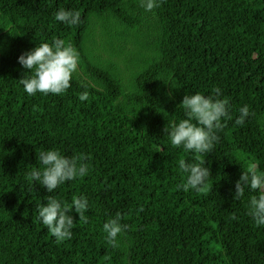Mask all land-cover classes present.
Instances as JSON below:
<instances>
[{
    "label": "trees",
    "instance_id": "1",
    "mask_svg": "<svg viewBox=\"0 0 264 264\" xmlns=\"http://www.w3.org/2000/svg\"><path fill=\"white\" fill-rule=\"evenodd\" d=\"M60 9L79 24L56 21ZM55 39L79 54L70 87L28 95L18 57ZM216 87L232 118L212 151L172 146L164 128L185 118L183 96ZM47 149L82 157L88 174L48 193L29 178ZM181 159L209 168L202 191L178 187ZM253 164L264 172V0H158L151 11L141 0H0V264H264V226L248 214L258 193L233 198ZM49 196L88 199L70 239L38 217ZM117 214L128 227L113 248L103 224Z\"/></svg>",
    "mask_w": 264,
    "mask_h": 264
},
{
    "label": "clouds",
    "instance_id": "2",
    "mask_svg": "<svg viewBox=\"0 0 264 264\" xmlns=\"http://www.w3.org/2000/svg\"><path fill=\"white\" fill-rule=\"evenodd\" d=\"M145 11L158 7V0H141ZM54 19L69 26L78 25L80 13L73 10L60 9L55 13ZM79 54L71 45L63 40L55 39L52 43H41L33 49L22 53L18 63L27 70L19 83L28 95L41 93L47 95L63 94L69 87L73 73L77 70ZM27 74V75H26ZM213 94L204 95L195 93L184 95L180 103L184 117L179 121H168L164 131L171 145L182 148L185 153L205 154L212 151L218 139L216 132L222 127L223 119H231L229 104L221 99V89L216 87ZM80 99L86 100L87 93H82ZM240 115L235 123L243 124L250 115L247 105L239 109ZM42 168H33L29 172L30 180L52 193L59 186L77 178L84 177L89 172L88 165L82 157H68L62 155L58 149H47L39 153ZM179 168L185 174V180L179 188L183 191L200 192L206 187L210 177L209 168L204 162L179 161ZM255 191L258 194L250 196L248 200V214L257 226H264V172L256 171V166L250 165L243 171L240 179L235 183V199L244 196L245 190ZM89 202L85 196L73 197L71 203H65L49 196L46 203L37 207L38 217L57 241L70 239L74 226L73 212L79 219H86ZM234 218V217H233ZM121 223L117 214L103 224L105 239L113 248L118 247V236L127 229Z\"/></svg>",
    "mask_w": 264,
    "mask_h": 264
},
{
    "label": "rangeland",
    "instance_id": "3",
    "mask_svg": "<svg viewBox=\"0 0 264 264\" xmlns=\"http://www.w3.org/2000/svg\"><path fill=\"white\" fill-rule=\"evenodd\" d=\"M99 39V38H98ZM103 55L106 58H111L110 54L106 51H103ZM113 60H115L116 62H120V60L118 58H113ZM123 66V65H122Z\"/></svg>",
    "mask_w": 264,
    "mask_h": 264
}]
</instances>
